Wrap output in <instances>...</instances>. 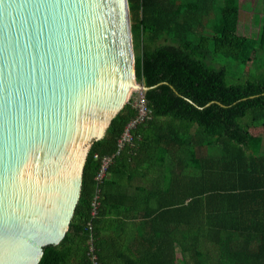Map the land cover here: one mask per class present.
I'll list each match as a JSON object with an SVG mask.
<instances>
[{"label": "trees", "instance_id": "trees-1", "mask_svg": "<svg viewBox=\"0 0 264 264\" xmlns=\"http://www.w3.org/2000/svg\"><path fill=\"white\" fill-rule=\"evenodd\" d=\"M127 2L137 81L168 85L146 93L132 142L118 152L130 100L93 144L69 229L39 264H264V18L248 37L242 0Z\"/></svg>", "mask_w": 264, "mask_h": 264}, {"label": "water", "instance_id": "water-1", "mask_svg": "<svg viewBox=\"0 0 264 264\" xmlns=\"http://www.w3.org/2000/svg\"><path fill=\"white\" fill-rule=\"evenodd\" d=\"M164 85L137 81L127 0H0V264L62 242L93 144Z\"/></svg>", "mask_w": 264, "mask_h": 264}, {"label": "built area", "instance_id": "built-area-1", "mask_svg": "<svg viewBox=\"0 0 264 264\" xmlns=\"http://www.w3.org/2000/svg\"><path fill=\"white\" fill-rule=\"evenodd\" d=\"M136 96L132 99L133 100V108L135 109L137 115L135 116L134 119L131 120L130 123H128L120 138L118 139V152L119 150L123 147L124 143H130L133 140L132 137V130L135 129L139 124L146 122L150 119H152V112L148 108V104L146 102V98L143 92L141 91H135ZM133 93V94H134ZM114 156H106L103 157L100 163V168L98 170L97 176H96V181L98 185H101L104 180L106 179L108 169L110 165L113 163ZM99 200H100V190L97 191V195L94 199L93 202V215H96V209L99 206ZM90 251L93 253L94 252V247L92 246L90 248ZM96 257L93 255V260H95Z\"/></svg>", "mask_w": 264, "mask_h": 264}, {"label": "rangeland", "instance_id": "rangeland-1", "mask_svg": "<svg viewBox=\"0 0 264 264\" xmlns=\"http://www.w3.org/2000/svg\"><path fill=\"white\" fill-rule=\"evenodd\" d=\"M264 18V0H242L240 28L247 32L248 37L256 34L257 27ZM136 96L134 93L131 98ZM130 98V100H132Z\"/></svg>", "mask_w": 264, "mask_h": 264}, {"label": "crops", "instance_id": "crops-1", "mask_svg": "<svg viewBox=\"0 0 264 264\" xmlns=\"http://www.w3.org/2000/svg\"><path fill=\"white\" fill-rule=\"evenodd\" d=\"M148 179H152V172H150V173L148 174ZM141 182H142V180H141L140 178H137V179H136V183H137V184H141Z\"/></svg>", "mask_w": 264, "mask_h": 264}]
</instances>
